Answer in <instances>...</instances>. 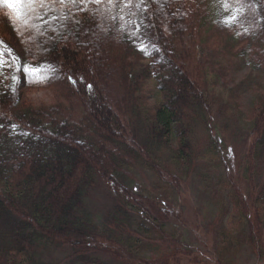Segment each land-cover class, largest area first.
I'll return each instance as SVG.
<instances>
[{"label": "trees", "instance_id": "trees-1", "mask_svg": "<svg viewBox=\"0 0 264 264\" xmlns=\"http://www.w3.org/2000/svg\"><path fill=\"white\" fill-rule=\"evenodd\" d=\"M16 10L0 3V264H264V0ZM33 88L56 96L35 104ZM191 185L206 198L184 209Z\"/></svg>", "mask_w": 264, "mask_h": 264}, {"label": "rangeland", "instance_id": "rangeland-1", "mask_svg": "<svg viewBox=\"0 0 264 264\" xmlns=\"http://www.w3.org/2000/svg\"><path fill=\"white\" fill-rule=\"evenodd\" d=\"M78 26H81V24ZM50 34H51V32H48L46 30L44 33V35H45L44 38L46 36H49ZM62 34H65V32L62 31L61 35H58V37L55 39L58 41L62 40L61 42H65L66 36L62 35ZM33 35H34L33 40H30V38L27 39L28 45H32L31 41H33V44H34V42L37 43V41L39 39H41L40 37H42V36H40V33H38V32L34 33V31H33ZM27 91H28V95H27L28 99L31 102H33L35 104H39V105L42 103L51 102V100L54 99V96H56L53 93L52 89H50V88H48V89H43V88L35 89V88H33V89H30ZM153 91H154V93H153L154 96L152 95L153 96L152 100L156 101L159 98V96L157 94L155 87L152 88V92ZM253 103H254V95L252 93H247L242 99L243 109H244L246 114L250 113V109H251ZM229 140H230L229 150H226L225 153H226V157H227V162L230 165L232 162V159H233V155L235 153H238L243 148V146H242V144L238 145V144H236L237 142L232 141L230 135H229ZM152 181H154V177L150 173H148V172L142 173L141 175L139 174V181L136 183V186L140 187L141 186L140 182H143L144 184H148V182H152ZM108 190L102 182H99L97 184V186L90 193V196L88 198L89 204H90L89 207L92 209V212L94 213L95 217L102 218L112 206V199H111L112 193L110 194L109 193L110 190L109 191ZM187 197L189 198V205L187 204L185 206V205L181 204V206L184 209H187L188 206H195V207H196V205L202 206V203L205 201V198H206L202 189L199 186H195V185H191V189H190ZM189 218L193 220L192 211L189 212ZM186 231L190 237V241L192 242V245L194 244L193 246L199 247L203 250H206L207 252L210 251L209 253H211V251L215 250L214 243L211 244V242L208 240V238L205 235H204L205 236L204 239L206 241V244L202 243L195 233H190L189 229H187Z\"/></svg>", "mask_w": 264, "mask_h": 264}, {"label": "snow or ice", "instance_id": "snow-or-ice-1", "mask_svg": "<svg viewBox=\"0 0 264 264\" xmlns=\"http://www.w3.org/2000/svg\"><path fill=\"white\" fill-rule=\"evenodd\" d=\"M43 3V0H0V3L7 5L8 8L13 9L14 11H16V15L17 17L21 16L23 13L20 11H17V6H20L21 8L23 7V5L25 4H34V3ZM3 47V41L0 40V48ZM4 53L0 52V56H3ZM4 66V62L2 60H0V67ZM23 71L26 74H37L40 72V69L38 67H33L30 64H24L23 65Z\"/></svg>", "mask_w": 264, "mask_h": 264}]
</instances>
